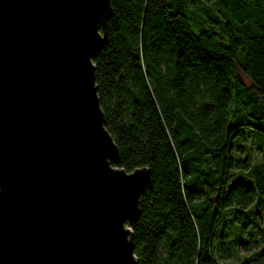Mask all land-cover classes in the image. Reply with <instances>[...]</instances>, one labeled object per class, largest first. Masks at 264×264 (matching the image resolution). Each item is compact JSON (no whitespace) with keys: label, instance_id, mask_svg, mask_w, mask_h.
<instances>
[{"label":"trees","instance_id":"16d2710c","mask_svg":"<svg viewBox=\"0 0 264 264\" xmlns=\"http://www.w3.org/2000/svg\"><path fill=\"white\" fill-rule=\"evenodd\" d=\"M109 3L91 60L112 163L147 167L135 264H264V0Z\"/></svg>","mask_w":264,"mask_h":264},{"label":"water","instance_id":"95a60500","mask_svg":"<svg viewBox=\"0 0 264 264\" xmlns=\"http://www.w3.org/2000/svg\"><path fill=\"white\" fill-rule=\"evenodd\" d=\"M109 0H0V264H135L147 177L103 123L91 55Z\"/></svg>","mask_w":264,"mask_h":264},{"label":"rangeland","instance_id":"374dc122","mask_svg":"<svg viewBox=\"0 0 264 264\" xmlns=\"http://www.w3.org/2000/svg\"><path fill=\"white\" fill-rule=\"evenodd\" d=\"M241 76H242L243 80L246 81L245 76L243 74H241ZM253 134L255 135L256 143H258V145L262 144V138H261L260 132L255 130V131H253ZM236 141L238 142L237 144H240V142H241L239 139H236ZM249 141H250V138L248 137L246 140V143H249ZM250 154L252 156H259V154H260L259 149L256 146H254V143H251ZM235 155L240 157L241 155H243V150L242 149L236 150ZM232 176H239L236 168L232 169ZM228 224H230V223L227 222V225ZM259 224L261 225L262 229L264 230V217L263 216L259 217ZM226 232H227V237L230 239V242H231L232 238H235L240 234L239 233L240 232L239 226L235 225V224H230V226H226ZM231 249L233 251V248H231ZM235 252H236V254L242 255L245 251L242 249L241 245H237L235 248ZM229 255L230 256H227V257H218V261L220 263L225 262V264H236L239 257L234 256V254H229ZM241 264H245V263H241Z\"/></svg>","mask_w":264,"mask_h":264}]
</instances>
